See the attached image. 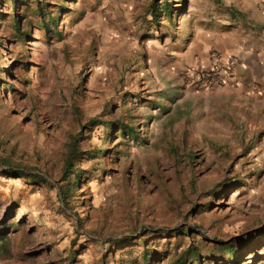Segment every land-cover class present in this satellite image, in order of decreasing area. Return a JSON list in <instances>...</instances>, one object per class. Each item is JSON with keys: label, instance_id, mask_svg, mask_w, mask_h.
<instances>
[{"label": "rangeland", "instance_id": "374dc122", "mask_svg": "<svg viewBox=\"0 0 264 264\" xmlns=\"http://www.w3.org/2000/svg\"><path fill=\"white\" fill-rule=\"evenodd\" d=\"M240 2L0 0V264H264V128L160 78Z\"/></svg>", "mask_w": 264, "mask_h": 264}, {"label": "crops", "instance_id": "0c3cea01", "mask_svg": "<svg viewBox=\"0 0 264 264\" xmlns=\"http://www.w3.org/2000/svg\"><path fill=\"white\" fill-rule=\"evenodd\" d=\"M240 1L238 13L231 16L227 28L201 32L160 78L167 82L168 94L183 98L179 100L183 104L190 100L198 107H207L199 111L208 112L213 122L218 117L232 128L246 129L250 135L247 141L251 142L264 128V0ZM212 51L238 58L236 77L222 89L192 92L179 75L191 66L207 65Z\"/></svg>", "mask_w": 264, "mask_h": 264}, {"label": "built area", "instance_id": "2783aa9c", "mask_svg": "<svg viewBox=\"0 0 264 264\" xmlns=\"http://www.w3.org/2000/svg\"><path fill=\"white\" fill-rule=\"evenodd\" d=\"M239 66L238 58L225 57L218 51H212L207 65L197 64L181 73V80L189 88H224L235 79Z\"/></svg>", "mask_w": 264, "mask_h": 264}, {"label": "trees", "instance_id": "16d2710c", "mask_svg": "<svg viewBox=\"0 0 264 264\" xmlns=\"http://www.w3.org/2000/svg\"><path fill=\"white\" fill-rule=\"evenodd\" d=\"M72 144L74 145V150H72L71 147H70V152H69V154L67 156V160H66L65 166H64V177H65V179L69 175L75 173V170H74L75 169V159H79L80 158L79 156H77V158L75 157V155H76L75 150L77 151V147L79 145L78 138H75L73 140ZM20 175H22V177H24L23 174H20ZM32 177L33 178H38L36 176H32ZM71 191H72V186L66 192H62L63 196L67 197L68 194H70ZM225 250L228 251L229 254H232V255L235 254V251H234L235 248L232 245L231 246H227L225 248ZM192 256H193V258L195 259L196 262L201 261L200 260V254L198 252H193ZM179 264H182V263H179Z\"/></svg>", "mask_w": 264, "mask_h": 264}]
</instances>
